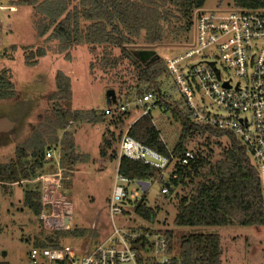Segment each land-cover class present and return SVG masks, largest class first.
<instances>
[{"label": "rangeland", "instance_id": "1", "mask_svg": "<svg viewBox=\"0 0 264 264\" xmlns=\"http://www.w3.org/2000/svg\"><path fill=\"white\" fill-rule=\"evenodd\" d=\"M18 1L0 0L2 6L0 7V70L3 67L10 69L11 80L16 89L14 98L0 100V117H8L15 125L10 132L0 133V161L8 162L15 159L17 148L25 146L26 142L38 133L47 142L46 151L53 150L55 156L54 159H46L44 156V170L59 172V169H62V179L56 188L52 189L46 185V200L52 202L47 203L40 215L34 214L24 205L23 192L26 181L14 185L6 184L4 187L0 184V262L30 263L31 250L35 247L34 241L42 238L43 234L54 232H64L60 234L59 248L65 250L70 258L77 257L82 253L87 241L97 237L96 241L102 238L104 240L114 233L116 227L126 231L143 228L172 231L176 245L175 253L178 249L177 240L181 236L191 233H216L222 238L223 264H264V226H176L174 219L177 199L175 194L165 196L168 193L165 195L161 193L164 184L158 179L150 182L146 191L140 189L138 198V200L144 198L146 204L156 211L154 222L136 214L134 204L138 200H125L124 213L110 215L109 203L116 176L113 163L117 161L112 158V154H119L120 139L129 126L139 118L141 110L134 104L131 111L126 112L125 115L123 113L107 115L105 110L111 107L116 112L117 105L127 101L124 96L129 90L132 96L128 101H135L134 93L138 82L132 74L125 72L120 73L123 75L118 76L120 79L118 78L117 82H113L111 74H104L99 69L92 74L89 66L96 55H92L89 47L84 43L76 44L70 49V57L67 58L65 52L59 51V40L51 37V31L42 37L37 35L33 24L35 17L32 6L20 5ZM12 4L16 5V8H10ZM201 9L228 13L237 8L234 0H206ZM194 41L193 29L187 40L181 43L164 42L148 46L143 41H139L130 47L134 50H155L162 59L166 55L184 52ZM13 46H17V49L14 50ZM38 47H44L47 54L39 58L35 66L27 65L25 55ZM114 52L120 54V49H115ZM202 60H217L223 78H231L234 85L239 80L243 84L246 82L245 78L235 74V69L229 67L216 47L205 50L202 55L186 59L180 66L186 72H190L191 66ZM58 71L64 72L71 79V109L83 111L85 116L79 120L69 121L65 130L60 129L56 124L49 99L56 90L55 76ZM188 84L192 88L196 104L203 112L211 116H222L226 120H234L237 117L238 113L217 107L212 99L193 83L188 81ZM140 85L144 86L143 83ZM157 87H160L162 96L168 101L166 110H170L169 107L173 108L174 104L182 99L181 86L176 84V76L169 71H164ZM109 89L114 90L117 100L112 106H108L107 102ZM92 110L93 114L89 113ZM168 114H163L160 107H155L151 111V115L156 120L160 119L161 115ZM241 114L245 116L247 113ZM92 115L96 118L101 117L102 121H91ZM120 117L123 119L122 122H119ZM55 138L58 140L57 144L52 143ZM69 140L74 143L75 154L83 157L73 163L72 167H69L67 162L63 168L62 161L58 163L57 156L63 155V142ZM203 142L204 137H194L188 143V147L191 149L197 147L207 154L208 149L202 146ZM227 144L228 141L224 137L220 139V145L211 144L212 162L220 158V153ZM101 151L106 155L102 156ZM169 172L170 170L163 172L164 180H168ZM37 181L39 182L37 179L32 182L28 180L32 184ZM55 181L57 184L56 179ZM123 185L130 190L135 184L123 183ZM187 192L188 190L184 191L185 194ZM52 193L53 195H50ZM57 193L63 196L59 197ZM42 196L43 192L41 199ZM48 205L50 208H47ZM50 216L54 217L49 218ZM63 217H71L70 229L62 227ZM76 228L86 229L87 234L81 237L68 232Z\"/></svg>", "mask_w": 264, "mask_h": 264}, {"label": "trees", "instance_id": "2", "mask_svg": "<svg viewBox=\"0 0 264 264\" xmlns=\"http://www.w3.org/2000/svg\"><path fill=\"white\" fill-rule=\"evenodd\" d=\"M205 2L206 0H19L18 4L32 6L35 17L33 24L39 37L51 31V37L59 40V51L65 52L67 58L70 57V49L76 44H86L90 53L96 55L89 66L92 74L99 69L104 74H111L113 82L119 75H123L120 73L132 74L138 82L134 94L139 96L145 93L161 94L157 83L167 70L161 58L150 64L142 63L130 46L139 41L153 46L187 40L193 30L195 13ZM234 5L240 9L264 8V0H234ZM13 49H17V46H13ZM115 49H120V54H115ZM46 54L44 47L31 50L25 55L26 64L35 66L39 58ZM55 81L56 90L49 99L56 124L65 130L69 121L85 116L83 111L71 109L70 77L58 71ZM15 95L11 71L3 67L0 70V100L12 99ZM131 96L129 90L124 97L128 101ZM169 109H162L163 114H169L161 115L158 120L150 113L135 120L128 128V134L134 139L170 159L166 168V171L170 170L168 180H164L160 169L125 156L119 160V172L132 180L152 182L158 179L167 185L168 194L161 193L166 194L165 196L175 194L176 226H264V195L257 168L241 143L229 131L193 122L190 109L183 98ZM89 113L93 114V110ZM90 120L102 121V118L93 116ZM122 121L120 117L119 122ZM194 137H204L202 146L208 149L207 154L197 147H188ZM223 137L228 144L222 149L220 158L212 162L213 150L210 146L220 145ZM57 141L55 138L52 143L57 144ZM63 145L62 167L67 162L72 167L83 156L75 154L72 141H64ZM46 148L47 142L37 133L25 146L17 148L15 159L0 161L2 187L26 181L24 205L36 215H40L43 209L42 183L39 180L32 184L28 180L34 181L44 174L57 172L44 170ZM187 150L193 151L195 158L188 164H183L182 156ZM101 155L105 156L106 153L101 151ZM112 158L117 160L118 154L113 153ZM55 179L48 178L46 185L56 188ZM186 190L188 192L185 194ZM58 195L63 196L61 193H57ZM134 208L141 218L155 221L156 211L146 204L144 198L136 201ZM68 232L81 237L87 234L86 229L77 228ZM62 233L64 232L43 234L42 238L34 241V246L59 248ZM166 233L170 240L169 252L175 260H180L183 264H223L222 238L219 234L191 233L181 236L177 240L178 249L175 253L174 233Z\"/></svg>", "mask_w": 264, "mask_h": 264}, {"label": "built area", "instance_id": "3", "mask_svg": "<svg viewBox=\"0 0 264 264\" xmlns=\"http://www.w3.org/2000/svg\"><path fill=\"white\" fill-rule=\"evenodd\" d=\"M193 29L195 41L184 52L162 58L166 70L176 76V84L181 86L180 93L190 109L193 122L229 131L241 143L257 168L264 195V8H237L228 13L199 9L194 16ZM211 47L218 49L229 67L235 69L238 77L246 79L244 84L239 80L234 85L231 78L224 79L217 60H202L193 64L190 72L182 69L180 64L183 61L202 55ZM188 81L212 99L217 107L238 113L237 117L226 120L222 116H211L203 112L194 100ZM167 102L162 94L145 93L136 96L135 101L117 105L116 112L111 107L107 108L105 114L130 112L134 104L141 110L140 118L150 114L155 107L167 109ZM241 113L247 114L244 116ZM118 152L119 158L114 162L115 182L109 203L111 216L124 213L125 200H138L140 196L141 187L137 181L119 172V160L122 156L143 161L160 169L162 174L170 163L168 157L134 139L128 134V130L121 138ZM45 157L54 159L53 150L46 151ZM194 158V152L187 150L182 156V163L188 164ZM61 159L62 156L58 154V163ZM59 170L55 174H44L37 178L43 183V210L47 203L52 202L46 200V180L56 178L58 187L62 179V169ZM123 183L135 185L128 190ZM161 192L167 193L168 186L164 185ZM70 221L72 224L71 217H63L62 227L70 229ZM92 227L94 229L95 224ZM97 239L98 237L87 241L82 253L73 258L60 248L34 247L28 264H183L169 252L170 240L166 231L153 228L126 231L115 227L114 233L106 239L96 241Z\"/></svg>", "mask_w": 264, "mask_h": 264}, {"label": "water", "instance_id": "4", "mask_svg": "<svg viewBox=\"0 0 264 264\" xmlns=\"http://www.w3.org/2000/svg\"><path fill=\"white\" fill-rule=\"evenodd\" d=\"M134 54L142 63H147V64L153 63L154 61L160 58V56L157 54L155 50H150V49L134 50ZM107 102H108V106H111L113 103L116 102V95L113 89H109L107 91ZM11 126H12V122L8 124V127ZM137 183L143 191H146L150 185V182L148 181H137ZM65 221L67 222L68 218H66Z\"/></svg>", "mask_w": 264, "mask_h": 264}, {"label": "crops", "instance_id": "5", "mask_svg": "<svg viewBox=\"0 0 264 264\" xmlns=\"http://www.w3.org/2000/svg\"><path fill=\"white\" fill-rule=\"evenodd\" d=\"M0 7H2V6H0ZM10 8H16L15 6L13 7V6H10ZM16 10V9H15ZM11 123V121L9 120V118L8 117H6V116H1L0 117V133H3V132H10L13 128H14V124H13V122H12V126L11 127H8V124H10ZM8 127V128H7ZM114 164L115 163H113V168H114Z\"/></svg>", "mask_w": 264, "mask_h": 264}, {"label": "bare ground", "instance_id": "6", "mask_svg": "<svg viewBox=\"0 0 264 264\" xmlns=\"http://www.w3.org/2000/svg\"><path fill=\"white\" fill-rule=\"evenodd\" d=\"M49 216V215H48ZM52 217H54V216H50L49 218H52ZM48 219V218H47ZM56 220H57V218H56ZM55 222V221H54Z\"/></svg>", "mask_w": 264, "mask_h": 264}]
</instances>
